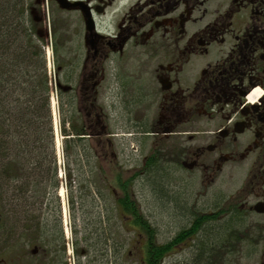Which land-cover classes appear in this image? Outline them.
I'll return each mask as SVG.
<instances>
[{
    "label": "flooded vegetation",
    "instance_id": "af4514ba",
    "mask_svg": "<svg viewBox=\"0 0 264 264\" xmlns=\"http://www.w3.org/2000/svg\"><path fill=\"white\" fill-rule=\"evenodd\" d=\"M67 2L48 0V17L34 4L30 10L45 20V35L63 16L64 47L76 55L64 66V97H77L99 137L111 136L115 163L123 165L114 136L140 135L152 141L146 172H174L195 195L178 232L194 229L172 251L193 241L192 259L204 258L215 213L236 210L254 264H264V0ZM231 181L240 184L225 208L204 203ZM20 186L17 175L0 174V264H42L39 243L30 248L34 262L23 260L22 228L30 229Z\"/></svg>",
    "mask_w": 264,
    "mask_h": 264
},
{
    "label": "trees",
    "instance_id": "16d2710c",
    "mask_svg": "<svg viewBox=\"0 0 264 264\" xmlns=\"http://www.w3.org/2000/svg\"><path fill=\"white\" fill-rule=\"evenodd\" d=\"M33 4L41 8L35 0H0V140L5 135L0 174L27 179L19 188L25 226L37 228L46 247L61 241L65 249L59 196L62 179L51 109L55 86L51 85L47 67L48 39L39 34L46 29L45 20L31 14ZM53 25L52 50L56 74H60L65 63L58 60L57 39L63 35V28ZM57 92L63 180L76 264H129L134 239L140 249L138 264H163L175 244L194 228L183 229L167 242L159 241L155 226L141 210L132 190L137 174L129 175L111 157V136L97 135L89 119L73 103L78 102L77 97L69 103L61 88ZM28 173L34 178L24 175ZM33 190L43 200L36 199ZM220 214L215 213L214 221ZM230 216L237 223L238 212L232 211ZM219 227L210 228V253L204 258L194 257L190 264H230L226 257L232 252L224 250L237 245L241 230L229 224V234L226 229L223 235L216 233Z\"/></svg>",
    "mask_w": 264,
    "mask_h": 264
},
{
    "label": "rangeland",
    "instance_id": "374dc122",
    "mask_svg": "<svg viewBox=\"0 0 264 264\" xmlns=\"http://www.w3.org/2000/svg\"><path fill=\"white\" fill-rule=\"evenodd\" d=\"M41 9L44 11L43 7ZM51 9V7H50ZM54 10V8H53ZM55 11V10H54ZM60 24V27L63 28V16L59 15L58 20H55ZM62 23V24H61ZM61 37L57 39L58 46V60L67 64V60H76L75 54L67 53V50L63 45L66 42V37L64 36V32L62 30ZM74 42L72 44L77 45L80 41L79 37H74ZM48 50V59L47 63L48 71L51 78L54 80L55 76L60 79L62 82L66 83L64 71L60 74H56V66L53 62L52 58V50ZM55 93V92H54ZM53 94V93H52ZM56 95V93H55ZM54 104V105H53ZM57 100L56 98L52 99V107L54 110L55 117H57L56 112ZM40 107V105H39ZM58 120V122H57ZM59 118L56 119V123L54 125H58V132L56 131L57 142L60 145V130H59ZM142 137L136 134H129L128 132H121L120 134L114 136V149L117 153L118 160L121 164H123L124 169L128 170L129 175H136L135 181L133 183V192L134 195L140 204L141 210L145 213L151 223L155 226L157 230V236L159 241L167 242L171 240L176 233L179 231V228L185 224V220H188V215L190 210H187L186 206L190 202L192 203V207L195 205V195L190 193L189 188H182L180 186V176H177L174 172H165V171H152L146 172L143 166V156L148 153L151 147V140L142 141L138 138ZM58 152V151H57ZM112 153V152H111ZM61 156L59 157V176L62 181L60 182V189L65 188V182L63 180V158H62V149ZM30 169V168H28ZM144 170V172H143ZM28 175V178H34L32 174H24ZM25 177H21V186H23L27 179ZM29 180V179H28ZM29 183V182H28ZM240 182L231 181L227 184H224L220 187L216 186L211 191L208 197L204 198V203L211 202L212 205L215 206V210L218 208H225V204L227 203L228 195L232 194L239 187ZM45 185V184H44ZM61 189L60 199L62 203L63 212L66 210V216L63 215L62 212V222L64 227V236H65V249L64 245L61 241L52 244L50 247H46V243L41 241L39 236V230H29L26 231L22 228V243L27 252L23 256L24 261H28L32 255L29 253L30 248L34 246V244H38L45 250L42 252V264H73V257L70 255L69 244L71 241L75 239L74 233L70 229V221L68 216V200L66 191ZM192 191V190H191ZM237 192V191H236ZM34 197L36 199H42L41 195L37 191L33 190ZM29 192V196L32 195ZM237 194V193H236ZM38 200V201H39ZM43 200V199H42ZM229 200V199H228ZM197 206V205H196ZM230 206V204L228 205ZM45 209V207H44ZM49 210L45 211V214L48 215ZM44 214V215H45ZM213 226H220L217 230L218 233H222L225 235L226 225L232 224L237 229L241 230L242 225L240 223H235L232 221L230 215H221L219 219L213 221L211 223ZM229 230V229H228ZM230 230L228 231L229 234ZM215 233V231H214ZM241 232H238L240 242L238 245L234 244L233 246H229L224 252H232L231 255L227 256V262L230 264H254L255 255L253 253V248L249 246L247 241L245 242V238L247 240L248 234L240 235ZM69 234V238L67 237ZM227 234V236H228ZM226 236V237H227ZM41 241V242H40ZM136 239L132 240V244L130 245L132 251V257L129 259V264H138V257L140 255V249L135 245ZM194 244L193 241L184 244L180 248H176L171 253L168 254L163 264H190L192 260V247ZM30 255V256H28ZM40 257V256H39ZM33 260V258H31ZM34 262V260H33ZM232 262V263H231ZM35 264V263H34ZM229 264V263H227Z\"/></svg>",
    "mask_w": 264,
    "mask_h": 264
},
{
    "label": "water",
    "instance_id": "95a60500",
    "mask_svg": "<svg viewBox=\"0 0 264 264\" xmlns=\"http://www.w3.org/2000/svg\"><path fill=\"white\" fill-rule=\"evenodd\" d=\"M59 2H60V4H61L62 7H68L69 6L67 0H59ZM39 34L41 36H44L45 35V33H44L43 30H40L39 31ZM56 86L59 87V88H62V89L64 88V86L61 83H59V82L56 83Z\"/></svg>",
    "mask_w": 264,
    "mask_h": 264
},
{
    "label": "bare ground",
    "instance_id": "6f19581e",
    "mask_svg": "<svg viewBox=\"0 0 264 264\" xmlns=\"http://www.w3.org/2000/svg\"><path fill=\"white\" fill-rule=\"evenodd\" d=\"M51 51V50H50ZM54 105V104H53Z\"/></svg>",
    "mask_w": 264,
    "mask_h": 264
}]
</instances>
